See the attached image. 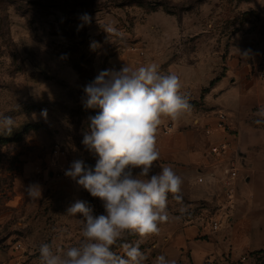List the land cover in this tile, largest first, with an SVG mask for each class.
Masks as SVG:
<instances>
[{
    "label": "rangeland",
    "instance_id": "1",
    "mask_svg": "<svg viewBox=\"0 0 264 264\" xmlns=\"http://www.w3.org/2000/svg\"><path fill=\"white\" fill-rule=\"evenodd\" d=\"M109 25L117 32L107 33ZM262 54L264 0H0V115L16 125L0 133V264H40L44 243L77 245L82 217L66 214L77 199L105 214L99 198L65 175L75 160L95 165L82 140L99 109L84 106L83 89L100 71L155 63L161 73H176L192 111L159 128L221 111L238 132L244 124L263 130L256 123L264 108L256 69ZM155 163L150 174L167 165L182 177L183 201L169 195L172 218L140 244L144 264L159 255L191 264L172 244L189 225L212 223L216 197L178 165L161 157ZM33 185L41 193L35 198L28 195ZM139 239L129 234L118 243Z\"/></svg>",
    "mask_w": 264,
    "mask_h": 264
},
{
    "label": "clouds",
    "instance_id": "2",
    "mask_svg": "<svg viewBox=\"0 0 264 264\" xmlns=\"http://www.w3.org/2000/svg\"><path fill=\"white\" fill-rule=\"evenodd\" d=\"M90 22L87 13L81 17ZM107 33L117 30L109 25ZM180 77L173 72L161 73L158 65L149 63L133 69L102 70L84 86V106L99 109L89 117L88 131L82 143L96 157L94 167L75 160L65 175L94 198H99L105 214L94 215L87 201L77 199L66 214H79L82 239L67 248L44 243L39 248L40 264H144L147 256L140 244L159 235V225L172 217L168 197L182 203L183 179L171 166L152 173L160 158L157 134L163 119L178 121L191 113L187 96L181 94ZM46 117V110L42 111ZM264 123V108L257 112ZM16 127L11 116L0 115V133L10 134ZM139 172L134 175V170ZM29 197L41 195L38 186H29ZM136 234L135 243L118 242ZM122 248L123 255L113 250ZM154 264H175L165 255Z\"/></svg>",
    "mask_w": 264,
    "mask_h": 264
},
{
    "label": "crops",
    "instance_id": "3",
    "mask_svg": "<svg viewBox=\"0 0 264 264\" xmlns=\"http://www.w3.org/2000/svg\"><path fill=\"white\" fill-rule=\"evenodd\" d=\"M220 112L185 119L166 134V126L158 130L161 160L187 171L191 182L197 181L207 190L208 198L216 197L218 207L213 219L219 224L217 230L211 228L212 223L189 225L181 240L173 242L172 251H187L191 264H262L264 129L244 124L238 132L227 115L234 132H225L217 127ZM221 143L228 146V152L220 159L210 154V147ZM230 161L237 163L239 174L229 188V199L224 192L223 170Z\"/></svg>",
    "mask_w": 264,
    "mask_h": 264
},
{
    "label": "built area",
    "instance_id": "4",
    "mask_svg": "<svg viewBox=\"0 0 264 264\" xmlns=\"http://www.w3.org/2000/svg\"><path fill=\"white\" fill-rule=\"evenodd\" d=\"M257 73L259 74L260 78L264 77V54L259 56L258 63L256 66ZM217 127L222 129L225 132H228L230 130V123L228 120V116L226 113L220 112L218 114V122ZM173 128L172 124H168L164 130L163 133H169ZM208 133V131H207ZM57 154L60 153L58 151H55ZM228 152V146L225 143H221L218 145H214L210 147V154L216 158H224ZM223 174L226 177L224 182V192L225 195L230 199L231 198V190L229 188L232 187V182L235 181L239 174L238 165L235 161H230L228 166L223 170ZM219 224L215 221L212 222L211 228L215 231L218 229ZM21 245H17V249H20Z\"/></svg>",
    "mask_w": 264,
    "mask_h": 264
},
{
    "label": "trees",
    "instance_id": "5",
    "mask_svg": "<svg viewBox=\"0 0 264 264\" xmlns=\"http://www.w3.org/2000/svg\"><path fill=\"white\" fill-rule=\"evenodd\" d=\"M232 264H241V263H232ZM263 264V263H262Z\"/></svg>",
    "mask_w": 264,
    "mask_h": 264
}]
</instances>
